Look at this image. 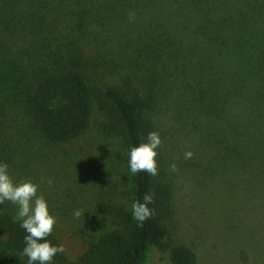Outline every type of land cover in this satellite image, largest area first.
Wrapping results in <instances>:
<instances>
[{
  "label": "trees",
  "instance_id": "obj_1",
  "mask_svg": "<svg viewBox=\"0 0 264 264\" xmlns=\"http://www.w3.org/2000/svg\"><path fill=\"white\" fill-rule=\"evenodd\" d=\"M166 99L178 131L264 165V0H0V139L9 146L26 122L52 142L76 139L97 103L124 136L135 204L70 260L0 197V264H149L155 248L197 264L166 223L174 187L155 145Z\"/></svg>",
  "mask_w": 264,
  "mask_h": 264
},
{
  "label": "rangeland",
  "instance_id": "obj_2",
  "mask_svg": "<svg viewBox=\"0 0 264 264\" xmlns=\"http://www.w3.org/2000/svg\"><path fill=\"white\" fill-rule=\"evenodd\" d=\"M111 79L93 86L98 92ZM168 103L155 117V145L174 187L166 222L173 246L191 248L197 264H264V165L223 160L199 131H178ZM24 126L9 146L0 139V197L16 218L54 234L75 260L122 228L123 212L135 211L124 136L97 103L89 128L67 142ZM149 264H172L170 251L155 248Z\"/></svg>",
  "mask_w": 264,
  "mask_h": 264
}]
</instances>
